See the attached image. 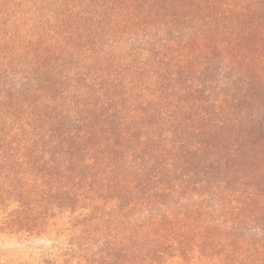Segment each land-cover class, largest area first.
<instances>
[{
	"label": "trees",
	"instance_id": "obj_1",
	"mask_svg": "<svg viewBox=\"0 0 264 264\" xmlns=\"http://www.w3.org/2000/svg\"><path fill=\"white\" fill-rule=\"evenodd\" d=\"M0 264H264V0H0Z\"/></svg>",
	"mask_w": 264,
	"mask_h": 264
}]
</instances>
